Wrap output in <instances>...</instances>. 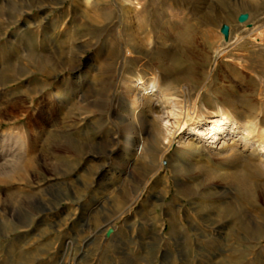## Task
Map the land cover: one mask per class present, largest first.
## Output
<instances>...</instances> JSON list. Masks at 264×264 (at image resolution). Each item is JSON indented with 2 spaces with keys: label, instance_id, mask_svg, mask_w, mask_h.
Listing matches in <instances>:
<instances>
[{
  "label": "rangeland",
  "instance_id": "rangeland-1",
  "mask_svg": "<svg viewBox=\"0 0 264 264\" xmlns=\"http://www.w3.org/2000/svg\"><path fill=\"white\" fill-rule=\"evenodd\" d=\"M263 169L264 0H0V264H264Z\"/></svg>",
  "mask_w": 264,
  "mask_h": 264
},
{
  "label": "bare ground",
  "instance_id": "bare-ground-1",
  "mask_svg": "<svg viewBox=\"0 0 264 264\" xmlns=\"http://www.w3.org/2000/svg\"><path fill=\"white\" fill-rule=\"evenodd\" d=\"M134 3H136V2L133 1L132 4H134ZM243 18H244V16H241L240 20H242ZM142 81H143V77L139 76V77L132 79L127 84L126 91H127L128 97H129V102L127 103L126 108H125L126 112L134 113L135 110H137L136 108H138V111L143 113V112H146L147 109H149V110L152 109L150 106L151 101H152V97H150V95H151V92L153 91V87L150 85L143 86ZM219 110H222V109L220 108ZM197 111L194 110L191 113L189 110H185L184 112L181 110L180 115H184V116H183V120H181V121L178 120L176 122V124L179 126L178 129H180V128L183 129L186 126V124H188V119H192V118L194 119V116L197 113ZM153 112H154L155 116L152 118V123L154 124V126H156L154 128H157V130L159 131V129L161 128V125H162L161 122L163 120V117H162V114L158 113L157 111H153ZM223 116L224 117L222 119L221 118L216 119L213 117L206 118V121L208 123L218 124L217 129L212 128L208 131V133L210 134V141H208L206 143L203 141H200V142L198 141L196 144H193V142H192L193 137H191V135L194 134L193 132L191 134H189L184 140L180 141V143L178 144V148L181 152L186 153V157H184V159L181 160L184 164L187 165L189 162L188 160H190L192 158H195V157L200 156V155H204V156L206 155L207 159H210V161L212 160L215 163L220 164V166H224L228 163L229 160H231L232 158L235 157L234 156L235 155V152H234L235 144L233 141H231L230 135L232 133H235L238 131L239 125H238L237 119H235V123H237L236 126H233V125L232 126H226V124H227L226 121H228V119L230 118V113L223 111ZM139 129L140 130L144 129L143 123L139 124ZM227 130H229V131H228V133H226V137H224L223 134ZM247 131L249 132L250 130L246 129V134H247ZM160 133L161 132H159V135H160ZM162 134H164V133H162ZM254 152L255 151H253V153ZM189 236H190V234H189ZM200 236L205 237L206 235L202 231L200 233ZM221 252L218 254L219 256H221Z\"/></svg>",
  "mask_w": 264,
  "mask_h": 264
},
{
  "label": "water",
  "instance_id": "water-1",
  "mask_svg": "<svg viewBox=\"0 0 264 264\" xmlns=\"http://www.w3.org/2000/svg\"><path fill=\"white\" fill-rule=\"evenodd\" d=\"M224 32H225V33L227 32V29H226V28H224Z\"/></svg>",
  "mask_w": 264,
  "mask_h": 264
}]
</instances>
